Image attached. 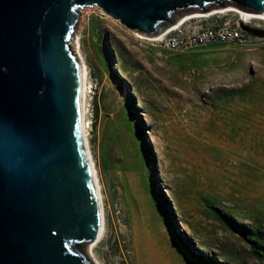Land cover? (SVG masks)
<instances>
[{"label":"rangeland","instance_id":"1","mask_svg":"<svg viewBox=\"0 0 264 264\" xmlns=\"http://www.w3.org/2000/svg\"><path fill=\"white\" fill-rule=\"evenodd\" d=\"M75 32L105 206L99 261L264 264V36L168 51L95 6Z\"/></svg>","mask_w":264,"mask_h":264},{"label":"water","instance_id":"2","mask_svg":"<svg viewBox=\"0 0 264 264\" xmlns=\"http://www.w3.org/2000/svg\"><path fill=\"white\" fill-rule=\"evenodd\" d=\"M93 6L150 37L214 9L264 14V0H0V264H94L102 215L71 42Z\"/></svg>","mask_w":264,"mask_h":264},{"label":"built area","instance_id":"3","mask_svg":"<svg viewBox=\"0 0 264 264\" xmlns=\"http://www.w3.org/2000/svg\"><path fill=\"white\" fill-rule=\"evenodd\" d=\"M206 17V16H198ZM188 18L172 30L161 35L147 36L148 41L163 50L174 52H185L199 47L217 43H234L240 46H251L255 44L256 37L242 30L238 19L234 21H221L215 19L210 25L191 26ZM249 18L247 23H250ZM175 25V26H176ZM144 36V35H143Z\"/></svg>","mask_w":264,"mask_h":264},{"label":"bare ground","instance_id":"4","mask_svg":"<svg viewBox=\"0 0 264 264\" xmlns=\"http://www.w3.org/2000/svg\"><path fill=\"white\" fill-rule=\"evenodd\" d=\"M225 12H236L240 16V18H242L245 22H248L249 18L264 20V14L263 15L245 14V13H243L242 11H240V10H238L236 8H220V9H214L211 12L206 13V14H194V15L185 17L183 20H181L179 23H177V25L181 24L182 22H184L185 20H187L188 18H191V17L210 16V15H214V14H217V13H225ZM177 25L176 26L174 25L170 30H172L175 27H177ZM135 33L138 34L141 39H144V40L147 39L148 40L147 36H143L142 34H139L137 32H135ZM71 42L76 47L77 63H78V66H79V68L81 70L82 79H83L81 126H82V130L84 131V134H85L86 139H87L89 159H90V163H91V167H92V171H93V176H94V180H95L96 187H97V193H98V198H99L100 210H101V215H102V225H101L100 233H99L97 239L94 242H91L90 244H88L87 251H88V254H89V256H90V258H91V260L93 261L94 264H102L99 261V259L96 257L95 253H94V247L104 237L105 227H106V217H105V206H104V200H103L102 187H101V183H100V180H99L97 168H96V165H95V162H94V159H93V156H92L90 144H89V120H88V117H87V106H88L87 97H88V92H90V85L91 84L89 85L87 66H86V63H85V61L83 59L81 51H80V38H79L78 32L76 34H74L73 39H72Z\"/></svg>","mask_w":264,"mask_h":264}]
</instances>
